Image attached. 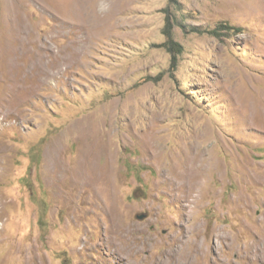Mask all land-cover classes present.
Here are the masks:
<instances>
[{
	"label": "rangeland",
	"instance_id": "obj_1",
	"mask_svg": "<svg viewBox=\"0 0 264 264\" xmlns=\"http://www.w3.org/2000/svg\"><path fill=\"white\" fill-rule=\"evenodd\" d=\"M0 264H264V0H0Z\"/></svg>",
	"mask_w": 264,
	"mask_h": 264
},
{
	"label": "trees",
	"instance_id": "obj_2",
	"mask_svg": "<svg viewBox=\"0 0 264 264\" xmlns=\"http://www.w3.org/2000/svg\"><path fill=\"white\" fill-rule=\"evenodd\" d=\"M223 28L224 29H226L225 28V26H223ZM222 28V29H223ZM233 30L235 29V28H233V27H231ZM209 34L210 35H213V36H217L218 35V31L216 30V29H214V31H212V32H209ZM165 35H166V37H167V41L165 42V48L167 49V51L172 55V56H174L175 54H178V53H180L181 52V47H180V45L179 44H177V43H175L174 41H172V39H171V35H170V32H169V30H166L165 31ZM174 59V58H173Z\"/></svg>",
	"mask_w": 264,
	"mask_h": 264
},
{
	"label": "water",
	"instance_id": "obj_3",
	"mask_svg": "<svg viewBox=\"0 0 264 264\" xmlns=\"http://www.w3.org/2000/svg\"><path fill=\"white\" fill-rule=\"evenodd\" d=\"M141 217H139V219H140Z\"/></svg>",
	"mask_w": 264,
	"mask_h": 264
}]
</instances>
